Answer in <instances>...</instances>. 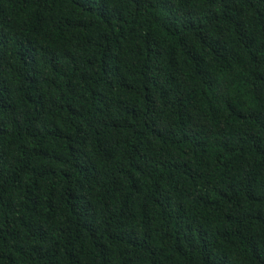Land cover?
Listing matches in <instances>:
<instances>
[{
    "label": "trees",
    "instance_id": "16d2710c",
    "mask_svg": "<svg viewBox=\"0 0 264 264\" xmlns=\"http://www.w3.org/2000/svg\"><path fill=\"white\" fill-rule=\"evenodd\" d=\"M0 264H264V0H0Z\"/></svg>",
    "mask_w": 264,
    "mask_h": 264
}]
</instances>
